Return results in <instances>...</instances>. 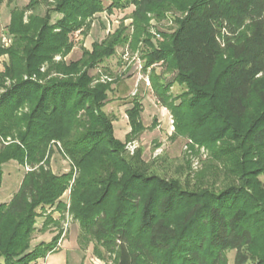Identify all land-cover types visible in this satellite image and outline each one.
<instances>
[{
  "label": "trees",
  "instance_id": "1",
  "mask_svg": "<svg viewBox=\"0 0 264 264\" xmlns=\"http://www.w3.org/2000/svg\"><path fill=\"white\" fill-rule=\"evenodd\" d=\"M28 1L11 12V45L0 44V58L8 56L0 72V185L6 163L29 168L19 191L0 205V264H30L56 252L60 237L31 251L30 236L37 210L56 203L64 209L62 198L70 187L80 248L93 244V255L103 262L228 264L226 253L236 251L234 264H249L253 259L244 248L253 244L254 234L236 194L228 202L216 194V205H203L177 181L148 175L143 150L127 157L125 143L115 138L113 119L104 111L112 84L92 86L91 71L126 45L129 27H115L91 51L83 49L77 61L56 63L54 57L73 51L75 32L88 35L89 19L135 6L134 41L143 40L151 49L143 57L144 70L162 63L189 90L190 97L171 104L170 84L152 81L156 100L174 119L176 136L208 139L211 132L198 137V129L222 120L224 132L240 134L245 164L264 171V0H188L177 30L159 45L142 39L147 33L141 24L169 0ZM44 3L51 7L43 16L38 9ZM51 13L61 16L55 24ZM225 55L229 62L220 66ZM254 102L259 110L250 117ZM131 103L126 142L145 130L139 99ZM198 108L204 110L199 117ZM246 122L242 131L239 124ZM54 141L74 162L76 176L73 170L54 172ZM177 210L184 211L180 232L170 224Z\"/></svg>",
  "mask_w": 264,
  "mask_h": 264
},
{
  "label": "rangeland",
  "instance_id": "2",
  "mask_svg": "<svg viewBox=\"0 0 264 264\" xmlns=\"http://www.w3.org/2000/svg\"><path fill=\"white\" fill-rule=\"evenodd\" d=\"M55 0H50L53 4ZM132 0H129L131 2ZM188 0H169L161 7L159 12H150L143 19L142 27L146 29L142 39H151L154 44L166 42L169 35H172L178 26V21L182 20L185 12L181 8ZM28 0H1L0 2V44L5 48L11 45L12 39L7 34V29L11 21V12L14 8H23L28 5ZM108 3L106 2V5ZM50 5L45 3L38 9V14L46 15L50 9ZM135 6H129L125 10H115L113 13L97 14L94 18L87 21L90 23L91 30L88 35L75 32L72 35L74 41V49L67 56L56 55L54 61L60 63L77 61L82 57L83 49L92 50L95 42H102L114 32V28L124 25L127 29L129 37L126 45L117 48L115 54L103 63L99 64L91 71L93 79L92 86L101 84H112V89L108 92L107 104L104 108L107 115L113 119V125L116 132L126 129L129 120L127 110L134 106L131 103L134 98H140L141 94L149 93V121H155L154 129L160 131L162 141L155 140L149 143L148 152L144 155V159L149 163L150 169L148 175H157L167 181H177L180 187L189 195L197 196L201 204L206 206L216 205L213 200V195L221 194L225 202L234 199V195L238 197V203L247 207L248 226L254 234V242L250 247L244 248L245 253L253 259L249 264H259L264 260V171L258 170L252 165L245 164V156L241 157V142L240 134L233 136L232 133H226L223 130L222 120H216L213 126H203L198 129L197 136L202 134L208 135V139L190 138L185 135V138L177 137L176 126L172 125L173 119L170 111L161 104L151 91L152 81L161 83H169L170 102L171 104H179L185 98L190 97L189 90L186 85L179 82L177 75L174 72H166V66L162 63L155 64L151 68L144 70L146 60L143 59L145 54H148L151 49L146 43L134 41L135 31L134 26H137L133 20V12ZM31 12H28L27 16ZM52 22L55 24L61 16L57 13H51ZM140 25V26H141ZM240 32V31H239ZM7 62V55L0 58V72L4 70V64ZM229 62V56L225 55L220 66H224ZM221 68V67H220ZM48 65L41 68V72L45 73ZM148 78L150 87L147 86L145 79ZM10 81L7 85H10ZM119 95V102L114 103L115 94ZM1 94V92H0ZM204 102L206 100H203ZM121 102V103H120ZM117 105H121L117 107ZM252 115L255 116L259 105L255 102L252 107ZM195 115L199 117L204 110L198 108ZM163 115L167 116L163 121ZM154 125V124H153ZM242 131H245L247 122L239 124ZM153 131V129H150ZM10 141V139H8ZM1 141V139H0ZM137 143L138 149L135 153L142 149L141 140L139 137L133 140ZM131 142V141H130ZM10 143V142H9ZM125 142V149H126ZM7 144V143H6ZM56 145V146H53ZM56 153L52 157V164L55 173L63 174L74 171V176L77 175V169L74 162L68 156L63 154V146L60 141L51 142ZM246 150V147H245ZM127 151V150H126ZM127 151V157H133ZM243 165V166H242ZM241 166V167H240ZM242 168V169H241ZM28 167H24L15 161L8 162L3 167V177L0 185V205L8 203L11 198L19 191L23 178ZM74 181L72 180V183ZM72 188L64 194L63 200L66 203L64 209L60 204H55L50 207L38 209V216L34 224V231L31 234V251L37 248L40 243H48L54 237H60L58 243L68 234V241L76 239L75 232L81 234L80 222L74 219V214L70 211L71 207ZM196 200V199H195ZM182 210H177L170 216V224L177 232L182 230L183 222ZM48 223V224H47ZM46 225V227H45ZM197 230L199 225L192 227ZM79 244V242H78ZM93 244H89L85 250L69 249L65 247L60 253L55 256L59 258L61 255L67 257V264H111V262H103L93 255ZM236 251H228L226 253L227 263H235ZM54 259H57V258ZM44 259L30 264H43ZM99 260V262H98ZM4 259H0L3 262Z\"/></svg>",
  "mask_w": 264,
  "mask_h": 264
},
{
  "label": "crops",
  "instance_id": "3",
  "mask_svg": "<svg viewBox=\"0 0 264 264\" xmlns=\"http://www.w3.org/2000/svg\"><path fill=\"white\" fill-rule=\"evenodd\" d=\"M88 50V49H87ZM90 51V50H89ZM81 59V58H80ZM7 61H8V56H7ZM66 61H67V58H66ZM7 63V62H6ZM5 63V64H6ZM4 64V65H5ZM4 71V70H3ZM2 71V72H3ZM146 91H151L153 92L152 90V87L149 88V90L147 89ZM149 94V93H148ZM147 93H142L141 94V97L138 98L139 99V103L142 107V113H141V122L144 126V132L139 136V139L141 140L140 142L141 145H142V150H143V157L144 155L147 154L148 152V145L149 143L151 142H154L155 140H159V142L162 141V135L160 133V131H158L157 129H154L155 125H156V122L154 121L152 123V121H149L150 117H149V112L148 110L149 109V104H148V100L151 101L148 97ZM154 94V93H153ZM115 98V101L114 103H117L119 102L118 98H119V95L116 93L115 95H113ZM121 103V102H120ZM159 103V102H157ZM121 105H117V107H119ZM105 111V110H104ZM106 112V111H105ZM128 117V116H127ZM167 118V116L163 115V121H165V119ZM154 124V125H153ZM130 124L128 123L126 129H124L123 131H119V132H116L115 128H114V135H115V138L118 139L119 141L125 143L126 142V139H127V136L131 133V129H130ZM150 129H153V131H150ZM71 230V229H70ZM69 230V232H70ZM69 232L68 234L64 237V239L62 240V245L61 247L55 252V253H52L50 255H48L44 260H43V264H67V257H64L63 255L59 256V258H57L55 256L56 253H60L65 247H69V249H77V250H80V245L78 244V238H79V234L78 232L76 231L75 232V237L76 239H73L72 241H68V237H69ZM57 258V259H54V258ZM99 262V260H98Z\"/></svg>",
  "mask_w": 264,
  "mask_h": 264
},
{
  "label": "built area",
  "instance_id": "4",
  "mask_svg": "<svg viewBox=\"0 0 264 264\" xmlns=\"http://www.w3.org/2000/svg\"><path fill=\"white\" fill-rule=\"evenodd\" d=\"M145 82H146L147 86L150 87V82H149L148 78L145 79ZM171 123H172V125H173V124H174V121L172 120ZM136 149H138V145H137V143H136L135 141H131V142H127V143H126V150H127L129 153L134 154L135 151H136ZM27 170L29 171V169H27ZM61 242H62V240H61ZM61 242L58 243V249H59V248L61 247V245H62Z\"/></svg>",
  "mask_w": 264,
  "mask_h": 264
}]
</instances>
